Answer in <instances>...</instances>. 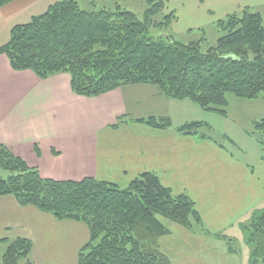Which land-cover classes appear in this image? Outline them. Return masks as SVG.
Returning a JSON list of instances; mask_svg holds the SVG:
<instances>
[{
	"label": "trees",
	"instance_id": "1",
	"mask_svg": "<svg viewBox=\"0 0 264 264\" xmlns=\"http://www.w3.org/2000/svg\"><path fill=\"white\" fill-rule=\"evenodd\" d=\"M15 0H0V7ZM141 17L119 4L82 7L78 0H57L24 23L14 24L0 45L14 71L29 70L46 79L66 73L77 95L95 97L126 84H150L166 97L189 99L201 109L226 114L227 94L244 99L264 97V24L249 6L214 21L218 37L181 42L170 33L176 19L164 0H141ZM155 33V34H152ZM126 121L118 118L114 126ZM136 121L153 127L171 125L168 118L149 116ZM264 132V118L253 120ZM205 121L177 126L182 134L211 137ZM218 142V141H217ZM0 196L12 195L18 204L33 205L55 219L83 223L88 240L77 252L76 264H173L160 250L158 239L169 233L158 218L190 231L211 233L194 201L174 194L151 171L135 176L127 186L99 180L42 177L11 149L0 144ZM250 244L247 264H264V205L239 223ZM0 264H33L28 238L0 239Z\"/></svg>",
	"mask_w": 264,
	"mask_h": 264
},
{
	"label": "crops",
	"instance_id": "2",
	"mask_svg": "<svg viewBox=\"0 0 264 264\" xmlns=\"http://www.w3.org/2000/svg\"><path fill=\"white\" fill-rule=\"evenodd\" d=\"M54 1L15 0L0 7V45L14 24L42 13ZM135 1L142 3L88 4L124 7ZM164 2L176 13L170 25L175 38L214 26L216 19L242 6L253 9L252 0ZM181 17L184 25L176 28ZM200 109L189 99L166 97L150 84H126L95 97L77 95L68 74L42 79L29 70L14 71L0 54V144L36 167L42 177L92 176L125 187L139 173L151 171L174 194L186 193L194 201L211 233L228 235L264 205V157L247 161L211 137L180 133L177 126L182 123L207 122ZM149 116L168 118L171 125L159 128L136 121ZM123 117L126 121L114 126ZM164 223L169 233L158 239L159 248L173 264H247L248 257L230 251L224 238ZM17 237L31 240L33 264H76L89 232L81 222L55 219L33 205L18 204L12 195H1L0 239Z\"/></svg>",
	"mask_w": 264,
	"mask_h": 264
},
{
	"label": "rangeland",
	"instance_id": "3",
	"mask_svg": "<svg viewBox=\"0 0 264 264\" xmlns=\"http://www.w3.org/2000/svg\"><path fill=\"white\" fill-rule=\"evenodd\" d=\"M78 1L82 7L86 8L89 5V0ZM252 5L254 10L261 13L264 24V0H260L259 2L252 0ZM144 7V3L139 1L124 4V8L132 10L138 17H141ZM184 22L185 19L181 17L175 27H181L184 25ZM202 36H205L210 44H214L218 37V31L215 26L205 25L195 28L184 36L178 35L176 39L181 42H189ZM226 96L228 104L225 108V115L202 109V112L205 114L204 117L207 119L206 121L211 129H204V131L214 137L216 141L236 157H242L247 161H254V158L260 156L264 157V132L257 131L253 127V120L264 118V97L244 99L230 93ZM7 173V171L0 167V176L6 177ZM158 218L163 221V223L168 220L161 217V215H159ZM168 222L170 223L172 221L168 220ZM228 235L233 238L229 244L234 247L240 255L249 257V253H251L250 244L244 240L241 227H237ZM2 249L3 246H0V251H2ZM18 264H24V262L20 261Z\"/></svg>",
	"mask_w": 264,
	"mask_h": 264
}]
</instances>
